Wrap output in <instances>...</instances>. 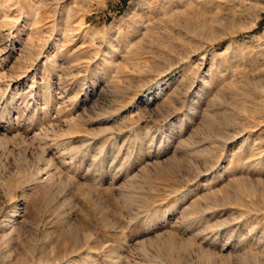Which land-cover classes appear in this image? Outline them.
Listing matches in <instances>:
<instances>
[{
  "label": "rangeland",
  "instance_id": "obj_1",
  "mask_svg": "<svg viewBox=\"0 0 264 264\" xmlns=\"http://www.w3.org/2000/svg\"><path fill=\"white\" fill-rule=\"evenodd\" d=\"M0 264H264V0H0Z\"/></svg>",
  "mask_w": 264,
  "mask_h": 264
}]
</instances>
